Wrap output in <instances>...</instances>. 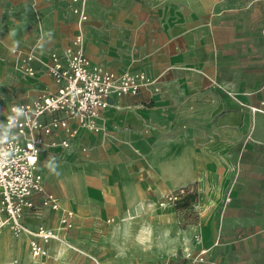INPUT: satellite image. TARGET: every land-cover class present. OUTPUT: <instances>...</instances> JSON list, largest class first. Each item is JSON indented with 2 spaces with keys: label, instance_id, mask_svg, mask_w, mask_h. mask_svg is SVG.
I'll return each instance as SVG.
<instances>
[{
  "label": "crops",
  "instance_id": "obj_1",
  "mask_svg": "<svg viewBox=\"0 0 264 264\" xmlns=\"http://www.w3.org/2000/svg\"><path fill=\"white\" fill-rule=\"evenodd\" d=\"M125 1L0 0V80L19 95L9 106L55 91L50 53L77 32L91 62L148 78L111 96L98 131L40 145L60 208L37 216L35 194L22 220L54 229L72 211L67 244L33 257L31 236L3 224L1 251L16 264H186L201 250L195 264H264V0ZM28 53L31 75L18 66ZM183 186L187 206L158 203Z\"/></svg>",
  "mask_w": 264,
  "mask_h": 264
},
{
  "label": "built area",
  "instance_id": "obj_2",
  "mask_svg": "<svg viewBox=\"0 0 264 264\" xmlns=\"http://www.w3.org/2000/svg\"><path fill=\"white\" fill-rule=\"evenodd\" d=\"M84 11L78 10L81 20L87 18ZM33 59V53L18 56L19 68L33 74L30 64ZM46 67L55 82V91L11 104L4 118L5 132L0 128V216H3L0 225L7 224L15 236L30 235L33 257L44 256L45 243L57 239L53 229L43 226L32 229L22 220L25 210L35 206V194L41 195L44 206L52 210L60 208L57 198L44 190L42 174L37 170L39 149L45 137L59 132L62 136L58 144L66 146L81 128L98 131L97 119L111 96L134 95L148 81L144 72L115 73L91 62L83 50L80 32L74 35L72 45L62 55L50 53ZM36 131H41L42 135H36ZM49 142L57 143L53 139ZM187 193L188 188L183 186L164 194L163 200L178 201ZM72 217V211L64 210L61 221L68 227ZM203 252L188 256L186 264L203 260ZM208 264L218 263L209 261Z\"/></svg>",
  "mask_w": 264,
  "mask_h": 264
},
{
  "label": "rangeland",
  "instance_id": "obj_3",
  "mask_svg": "<svg viewBox=\"0 0 264 264\" xmlns=\"http://www.w3.org/2000/svg\"><path fill=\"white\" fill-rule=\"evenodd\" d=\"M97 1H99V2H101V3H103V4H106V5H108V6H111V3H112V0H97ZM125 5H126V7H129V2L126 0L125 1ZM134 7V6H133ZM249 55L251 56V52H249ZM252 57H250V59H251ZM19 95L17 94V90L15 89V88H13V87H10V89H8L7 87H6V85H5V83H4V81L3 80H0V128L1 129H3L2 131H4L5 132V127H4V116L6 115V113H7V108H8V106H9V104L11 103V102H13L14 100H16V99H18L17 97H18ZM38 163V162H37ZM42 181H43V177H42ZM45 184V183H44ZM44 184H43V188H44V190H45V187H44ZM46 191V190H45ZM46 192H48V191H46ZM54 196H55V198H57V201L59 202V199H58V197L54 194V193H52ZM39 195V200H41V195L40 194H38ZM163 201V204H167V203H170V204H174V207L176 208V209H179V208H182V207H185L184 206V202H185V200H183L182 198L181 199H179L178 201L177 200H175V201H169V202H166V201H164L163 200V196L159 199V201H158V203L160 204V202H162ZM189 201H191V199L189 200ZM161 205V204H160ZM48 209H50V207H47V206H44L42 203H41V201L40 202H38V204H37V206H36V208H35V210L37 211V216L38 215H40V216H43L44 215V212L42 213V211H44V210H48ZM51 210V209H50ZM59 210V209H58ZM58 210H52V211H58ZM73 216H74V214H73ZM63 217V212L61 213V215H60V217H59V220H58V225H57V227H53L54 229H53V231H54V233H56V235H57V239H55L58 243H60V244H67L66 243V240H65V232H66V230H69V229H71L72 227H73V217H72V219H71V225L70 226H66L65 225V223H63L62 221H61V219H63L62 218ZM41 223H43V224H47V223H52V221L51 222H49V221H46V219L44 220V219H42L41 220ZM53 224V223H52ZM65 241V242H64ZM16 260H17V257H9V256H7V254L6 253H4L3 254V252L1 251V249H0V264H8L7 262L8 261H11L13 264H16ZM36 261H37V264H49V258L48 257H46V258H41V259H35Z\"/></svg>",
  "mask_w": 264,
  "mask_h": 264
},
{
  "label": "trees",
  "instance_id": "obj_4",
  "mask_svg": "<svg viewBox=\"0 0 264 264\" xmlns=\"http://www.w3.org/2000/svg\"><path fill=\"white\" fill-rule=\"evenodd\" d=\"M191 197H192V193L189 192L182 198L183 200H185L184 206H187V204L189 203V200L191 199Z\"/></svg>",
  "mask_w": 264,
  "mask_h": 264
},
{
  "label": "clouds",
  "instance_id": "obj_5",
  "mask_svg": "<svg viewBox=\"0 0 264 264\" xmlns=\"http://www.w3.org/2000/svg\"><path fill=\"white\" fill-rule=\"evenodd\" d=\"M51 167V165H49Z\"/></svg>",
  "mask_w": 264,
  "mask_h": 264
}]
</instances>
